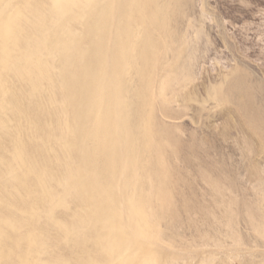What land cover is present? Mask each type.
Returning a JSON list of instances; mask_svg holds the SVG:
<instances>
[{
    "label": "rangeland",
    "instance_id": "rangeland-1",
    "mask_svg": "<svg viewBox=\"0 0 264 264\" xmlns=\"http://www.w3.org/2000/svg\"><path fill=\"white\" fill-rule=\"evenodd\" d=\"M263 132L264 0H0V264H264Z\"/></svg>",
    "mask_w": 264,
    "mask_h": 264
},
{
    "label": "bare ground",
    "instance_id": "bare-ground-1",
    "mask_svg": "<svg viewBox=\"0 0 264 264\" xmlns=\"http://www.w3.org/2000/svg\"><path fill=\"white\" fill-rule=\"evenodd\" d=\"M188 64V63H187ZM79 78L80 77V74L78 75V76H76V78ZM75 78V79H76ZM77 80V79H76ZM77 81H79L80 82V92H81V96L82 95H84V93L85 92H83V86L84 85H87V84H89V80H88V82H84V81H81L80 80V78L77 80ZM218 90V89H217ZM216 90V91H217ZM213 94H215V92L213 93ZM239 94V93H238ZM214 96V98H216L217 97V95L215 96V95H213ZM116 100H117V98H116ZM115 103V106H113L112 108H111V110H112V112H113V114L114 113H116V115H117V105H118V102H114ZM126 109H127V112H128V114L126 113V117L124 116V118H123V124H122V127L124 126V123L126 122L127 123V128H126V130L127 129H129V133H130V131L131 132H135V131H138V129H139V126L140 125H138V122H139V115L138 114H136L135 112H129L128 111V108L126 107ZM135 109H137L138 110V108H135ZM136 111V110H135ZM137 112V111H136ZM139 113V112H138ZM113 116V115H112ZM141 118V117H140ZM142 121V120H141ZM140 124V123H139ZM255 126H257V125H255ZM141 127V126H140ZM138 132H140L141 133V131H138ZM136 133L135 134V137H140V138H142V136H140V134L139 133ZM107 136L108 137H110L111 135H113V131L112 130H110V131H107ZM264 133V132H263ZM142 134V133H141ZM144 134V133H143ZM133 144H134V142H133V140H131V142H129L128 143V145H127V147H126V153H125V157H124V160H125V162L128 164V165H130L131 166V164H133L132 162V159L134 158L133 157V153H131L130 151H131V149H132V146H133ZM145 145V144H144ZM150 145V144H149ZM146 146V145H145ZM144 146V147H145ZM143 147V146H142ZM146 148V147H145ZM144 148V149H145ZM142 149V148H141ZM144 149H142V151L144 150ZM141 151V150H140ZM136 153V152H135ZM25 155V154H24ZM61 155V154H60ZM136 155H138L137 153H136ZM137 157V156H136ZM59 159V158H58ZM139 161H140V159H138ZM134 161H135V159H134ZM139 163V162H138ZM26 165V164H25ZM64 165V164H63ZM128 165H127V168H128ZM135 166V165H134ZM133 166V167H134ZM139 166H140V164H139ZM28 167V166H27ZM66 167V166H65ZM130 168V167H129ZM142 168V167H141ZM66 169V168H65ZM131 169H132V167H131ZM67 170V169H66ZM133 171V170H132ZM132 171H131V173H132ZM130 173V174H131ZM68 176V175H67ZM130 177H132V175L130 176ZM222 185V184H221ZM216 186V185H215ZM213 187H214V185H213ZM217 187V186H216ZM222 188V187H221ZM222 191V190H221ZM247 204V203H246ZM253 206V209H254V205H252ZM245 207H246V205H245ZM247 207H248V205H247ZM250 207V206H249ZM251 208V207H250ZM250 208H249V210H250ZM255 211V210H254ZM229 214V213H228ZM254 215V214H253ZM257 216H255V218H256ZM258 219V218H257ZM143 221V220H142ZM145 222V221H144ZM228 223V222H227ZM231 224V223H230ZM263 224V223H262ZM261 224V225H262ZM259 227V226H258ZM263 227V226H262Z\"/></svg>",
    "mask_w": 264,
    "mask_h": 264
}]
</instances>
